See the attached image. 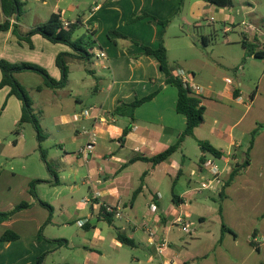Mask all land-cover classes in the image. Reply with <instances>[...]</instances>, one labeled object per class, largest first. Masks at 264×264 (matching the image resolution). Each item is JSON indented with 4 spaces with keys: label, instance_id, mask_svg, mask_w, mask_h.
<instances>
[{
    "label": "crops",
    "instance_id": "crops-1",
    "mask_svg": "<svg viewBox=\"0 0 264 264\" xmlns=\"http://www.w3.org/2000/svg\"><path fill=\"white\" fill-rule=\"evenodd\" d=\"M61 1L57 0L53 13H59L64 22L80 20L79 28H84L86 34L90 32L96 41L89 66L78 67L92 76L89 83L93 96L87 108L82 107L80 97L75 99L80 111L73 114L74 122L78 123L74 136L67 135L70 121L60 123L59 128L56 126L59 116H51V124L58 136L57 149L46 156L51 171L46 162L27 164L26 154L14 150L19 141L24 143L22 132L28 124L18 130L14 142H5L0 135V211L11 210L22 202L31 203L29 208L0 224V238L8 230L20 236L16 241L0 240V264H37L39 257L47 254L43 260L46 264L48 258H54L62 251L63 245L76 247L75 243L92 257L89 264H103L106 258L114 259L113 264H122L119 254L129 245L121 242L118 233L134 241L135 245L129 246L133 251H139L142 245L147 249L146 260L134 256L130 264H264V128L254 140L249 165L226 185L221 194L193 190L202 173V150L198 140L209 142L221 152L217 162L226 180L234 167L247 158L250 134L264 124V65L253 69L251 66L257 57L248 55L246 48L237 61L241 62L237 69L226 65L221 56L212 59L225 69L235 70L234 77L221 73L220 67L216 66H209V72H202L188 61L182 60L177 65L175 61H169L170 40H174L180 50L184 44H189L186 26L191 21L183 18L185 9L186 12L191 10V19L195 21L206 7L205 0H190L188 5L186 0H95L82 15H79L83 9L80 3L69 6L67 12L76 16L72 20L63 16L65 10L59 7ZM212 6L210 4L209 9ZM144 14L147 16L131 22L135 15ZM155 18L170 20V23L163 28ZM5 19L0 2V23ZM38 20L23 31L20 17L10 18V29L0 32V60L36 64L47 68L54 79L60 80L56 58L62 52L76 54L72 49L51 43L39 34L30 38L31 43L13 35L15 24L25 34L41 22ZM113 30L128 39L112 41L108 32ZM240 35L241 40L227 39L226 42L242 44L246 40L257 52L264 53V35L255 38ZM161 38L168 50L171 70L175 73L180 68L190 72L194 82L203 87L200 99L205 115L204 122L195 129L194 137H186L168 160L153 166L141 158L154 156L176 144L187 124L186 116L176 110L178 90L166 84L158 59L143 54L141 47L132 43L156 48ZM203 38L208 39L207 36ZM100 51L105 53L104 58L96 56ZM69 60L82 62L74 58ZM69 70L65 88L72 83L81 87L80 82L70 78L72 70ZM28 73H32L36 88L43 86L42 76L34 72L18 73L21 84L22 77ZM64 89L43 87L40 92L50 91L47 99L50 104L57 101V95ZM152 94L155 96L150 101L136 109L133 120L113 114L119 102L130 104ZM35 106L38 113L43 114L35 102L34 113ZM0 108V121L8 122V127L2 124L0 131L15 128L16 132L22 104L10 94L9 87L0 89ZM85 110L89 111V116L83 115ZM93 127H96L98 137L93 152L85 158L79 154L89 138L84 130ZM126 128L129 132L124 135ZM41 144L38 141L39 149H42ZM18 159L24 164H12ZM48 159L56 164H51ZM34 180L43 181L37 184L36 192L41 200L53 207L49 222V210L30 194V184ZM64 190L71 196L83 192L81 199L98 191L105 203L120 204L124 214L134 223L151 218L157 237L167 239L169 247L159 253L147 242L142 230H135L126 219L104 216L98 204L83 206L76 202L77 210L74 209L64 196ZM62 198L63 220L58 221L54 217L53 204ZM187 199L190 205L185 206ZM152 203L158 206L156 213L150 210ZM179 216L190 222L191 235L175 225ZM223 225L230 231L223 230ZM65 226L76 227V239L52 234L49 230ZM41 229L43 238L39 237ZM110 250L113 251L111 255Z\"/></svg>",
    "mask_w": 264,
    "mask_h": 264
},
{
    "label": "rangeland",
    "instance_id": "rangeland-1",
    "mask_svg": "<svg viewBox=\"0 0 264 264\" xmlns=\"http://www.w3.org/2000/svg\"><path fill=\"white\" fill-rule=\"evenodd\" d=\"M187 5L190 0H186ZM22 2L21 7V16L20 22H22L21 29L25 31L26 26L34 25L37 23L38 19H41V23H45L48 21L50 16L53 13V9L56 5L57 0H20ZM206 2V1H205ZM81 4L82 11L79 15L85 13V9L88 10L90 5L95 4V0H62L59 4L60 9L65 10L63 16L66 19H75V13L71 16L70 11L67 12L69 6L74 4ZM206 7L202 8V13L199 14V18L193 21L191 19V10L185 9L183 13V18H188L191 21L187 28V32L189 35V44L183 45V50H180V47L175 45L174 40H170V56L169 61H175L176 65L180 64L179 62L182 60L188 61L195 65V68L198 71H208L209 66L220 67L221 73L230 75L234 77L235 70L233 69H225V67L218 65L212 59L214 57L221 56L224 59V63L226 65H233L234 68L237 69L241 62L237 63L240 59L241 54L243 52V46L239 43H227V39H239L241 40V33L243 26H241L242 22L253 23L255 26L264 30V0H232V7L220 8L218 6H212L209 9L210 3H205ZM212 5V4H211ZM196 11V9L194 10ZM59 14V13H58ZM37 21V22H36ZM234 23L235 27L233 31L225 33V27L231 26ZM189 28V32H188ZM86 34V30L82 27L78 28L75 32V38L80 37ZM228 34V35H226ZM207 36L209 39V44L205 45L203 43L202 37ZM210 61L211 63H207ZM89 66L87 61L75 62L68 61L69 69L71 68V76L70 78L80 82V86L74 85L72 83L71 86H68L64 90H61L57 95V101L54 103H47V99L50 97V91H42L36 88V84L33 81L32 73L26 74L22 77V85L26 89L28 95L32 99L36 105L39 106L40 109L43 110L42 113H38V107L35 106L36 116L39 119L41 124V132L44 137L42 144V149L38 148V141L35 129L32 125L28 124L25 126L26 130L23 131L24 135V143L19 141L18 148H15L16 151H20L23 154H26V163L27 164H45L42 159V151L45 154L50 156L52 152L57 149V132L56 128L51 124V116L53 114H57L59 116V121L56 126H59L60 123H65L70 121L71 124L68 125L70 131L67 133L68 136H74L76 127L78 126L76 122H74L73 114L79 113L80 107H77V103L75 101L76 97H80L83 102L82 107H88V103H90V99L93 95H91L92 89L90 88V83L92 76H90L83 69H78L79 66ZM264 65V57H257L255 59V63L251 66L253 69L262 68ZM186 67H188L186 65ZM45 70L50 74V71L45 68ZM60 71V69H59ZM61 72V71H60ZM203 75V74H202ZM86 79V80H85ZM248 80V78H246ZM82 80V81H81ZM93 80V78H92ZM245 80V79H244ZM76 111V112H75ZM68 116L70 118H68ZM5 124L8 127L7 121H0V126ZM5 126H3L4 128ZM19 127V126H18ZM12 131V132H11ZM11 131H0V135L3 136L6 140L5 142H10L11 140L14 142V139L17 138V134L14 132L15 128ZM11 132V133H10ZM21 133V134H22ZM50 134L52 136H50ZM12 142V145L15 147V144ZM196 145V143H195ZM51 164H56L51 159H48ZM12 164H24L21 160L15 161ZM64 196L69 199L72 207L77 210L75 207L76 202H81V194L78 193L74 196L69 195L67 190L62 191ZM64 204V199H59L54 202L53 206L55 208V219L58 221L63 220L61 207ZM51 233L55 235H64V237L70 239H76L77 237V229L72 226H65L62 228H53ZM114 232V231H113ZM76 247L71 246H62V251L58 252L54 258H48L46 264H89V261L92 260V257L87 254V252L83 251L78 244ZM111 252L109 251L110 255ZM148 255L146 247L143 245L140 246L139 251H133L132 247L124 246L119 254L122 264H130L133 261L134 256H141L143 260H146ZM112 261L114 259L106 258L103 261V264H113ZM102 264V263H100Z\"/></svg>",
    "mask_w": 264,
    "mask_h": 264
},
{
    "label": "trees",
    "instance_id": "trees-1",
    "mask_svg": "<svg viewBox=\"0 0 264 264\" xmlns=\"http://www.w3.org/2000/svg\"><path fill=\"white\" fill-rule=\"evenodd\" d=\"M206 2L216 5L218 7H232V0H205ZM2 11L6 17L5 21L3 23H0V32L7 31L11 27L10 18L16 17L19 19L21 16V7L22 2L20 0H0ZM147 15H135L131 22H135L138 19H141L143 17H146ZM156 21H158L163 28H165L169 23L170 20H158L155 18ZM81 21L77 20L74 23L70 22H64L61 18L60 14L53 13L48 21L45 23L37 24L33 28H31L27 33L22 34L19 30L18 25L13 26V35L17 37L18 40H23L26 42H30V38L35 35L39 34L43 38L47 39L51 43H60L68 46L72 51L76 54H71L67 52L60 53L56 58V65L61 71V78L60 80L54 79L49 73L42 67L27 63V62H19V63H11L6 60H0V71L2 73V79L0 81V89L3 87H9L10 88V94L14 95L22 104V115L19 121V128L16 130L15 133L18 132V130L24 125V124H30L36 131L37 140L39 142H42L44 137L42 136L41 132V125L39 122V119L37 118L36 114L34 113L33 109V101L28 95L26 89L23 87V85L20 83V81L17 78L18 73L22 72H34L42 76L43 78V86L38 87V90H41L43 87L52 89V90H59L64 89L68 84L69 79V66L68 61L70 58H74L80 61H90L94 54L92 50L94 49V46L96 44L95 39H93L92 34L88 32V34L82 35L80 37L75 38V32L79 28ZM108 37L112 41H117V39H128V37L121 32H118L116 30L109 31ZM132 43L138 45L143 50V54L145 55H152L158 59L160 62V67L162 71L165 74V82L168 85L175 86L178 90V99L176 104V110L178 113L183 114L187 118V124L184 132L181 134L178 142L170 147H168L163 152L156 154L154 156L141 158L144 161H147L151 163L153 166L160 165L161 163L165 162L170 158V156L176 152L182 141L186 137H194V131L197 127H199L204 122V115H205V107L201 104V99L193 95L188 88H185L181 80L176 76V74L171 70L168 63V50L164 44L163 38H161V42L158 47L153 48L148 45H144L142 43H137L132 41ZM203 43L205 45L208 44V39L203 38ZM243 47L246 48L248 55H255L256 57H264V53L257 52L254 45L247 42L246 40L243 41ZM155 94L149 95L147 97H144L142 99H137L134 102L130 104H126L124 102H119L117 107L115 108L113 114L128 117L131 120L134 119V113L136 109L141 106L142 104L150 101ZM2 115V108H0V116ZM264 128V124L259 125L251 134H250V142L249 146L246 150V156L247 158L244 160L242 164H239L234 167L230 177L228 180H226V185L230 184L235 176L244 168H246L249 163V154L252 148V145L254 143L255 138L260 133L261 129ZM129 132V128H126L124 130V135H127ZM198 145L200 146L202 150V156L200 158V163L204 161V158L206 157L207 153H212L217 158L221 157V152L217 150L214 146H212L207 141L198 140ZM42 159L44 162H46L48 168L51 171V168L49 167V163L46 160L45 154L42 151ZM43 182L42 180H34L30 184V194L37 199V201L44 207H46L50 212V218L48 222L51 220V215L53 214V207L41 200L38 197V194L36 192V186L37 184ZM225 185V187H226ZM223 191V190H222ZM222 193V192H221ZM220 193V194H221ZM31 206V203L29 202H22L12 208L11 210L1 212L0 211V224H2L5 221H9L12 219V217L19 211L29 208ZM104 216H108L105 215ZM223 230H228V228L223 225ZM42 231L41 229L39 231V237H42ZM256 233H254V236ZM119 239L123 244L134 246L135 243L132 239L126 237L122 233H118ZM20 238V236L13 232V231H6L0 238L1 241H16ZM253 244H255L254 241H252ZM47 254H44L39 257L37 264H43V260L46 257Z\"/></svg>",
    "mask_w": 264,
    "mask_h": 264
},
{
    "label": "built area",
    "instance_id": "built-area-1",
    "mask_svg": "<svg viewBox=\"0 0 264 264\" xmlns=\"http://www.w3.org/2000/svg\"><path fill=\"white\" fill-rule=\"evenodd\" d=\"M241 26H243L242 33L246 36V38H255L258 36L264 35V30L255 26L253 23L242 22ZM235 24L232 23L231 26L225 27L224 32L228 33L233 31ZM99 58H104L106 55L103 51H100L96 55ZM176 76L181 80L185 88H188L189 91L200 98L203 93V87L198 83L194 82L193 74L184 70L177 69L175 71ZM228 83H233L231 79H226ZM83 115L89 116V111L85 110ZM97 129L93 127L92 129H85L84 134L87 135L88 141L84 147L79 150V154L83 157L87 158L94 150L96 140H97ZM218 158L214 156L212 153H207L204 161L200 163V167L202 169L201 177L199 179L198 184L193 189L197 193L202 192H212L215 194H220L222 190L225 188L226 179L223 176V169L217 162ZM83 206H93L98 204L102 207V213L105 215H111L115 219H126L130 224L133 225L135 230H142L146 237L147 242L150 245L156 247L159 253L163 252L169 247V242L165 238L157 237V232L152 226L151 218H144L141 223H134L131 221L123 212V207L118 204L116 206L107 204L102 200V195L100 192L95 191L91 196L85 197L80 202ZM184 205H190V201L187 199L184 201ZM150 210L153 213L158 211V206L155 203L150 204ZM175 225L179 226L181 230L188 235L192 234V229L189 221H186L183 217L179 216L175 220Z\"/></svg>",
    "mask_w": 264,
    "mask_h": 264
}]
</instances>
